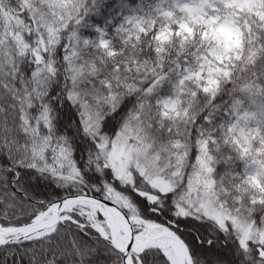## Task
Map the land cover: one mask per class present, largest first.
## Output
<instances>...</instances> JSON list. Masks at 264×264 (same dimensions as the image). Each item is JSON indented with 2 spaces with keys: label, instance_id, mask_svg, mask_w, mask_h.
<instances>
[{
  "label": "snow or ice",
  "instance_id": "6c2138e0",
  "mask_svg": "<svg viewBox=\"0 0 264 264\" xmlns=\"http://www.w3.org/2000/svg\"><path fill=\"white\" fill-rule=\"evenodd\" d=\"M0 264H264V0H0Z\"/></svg>",
  "mask_w": 264,
  "mask_h": 264
},
{
  "label": "rangeland",
  "instance_id": "374dc122",
  "mask_svg": "<svg viewBox=\"0 0 264 264\" xmlns=\"http://www.w3.org/2000/svg\"><path fill=\"white\" fill-rule=\"evenodd\" d=\"M226 38L229 39V40L233 39V37L231 35H229V34H226Z\"/></svg>",
  "mask_w": 264,
  "mask_h": 264
}]
</instances>
